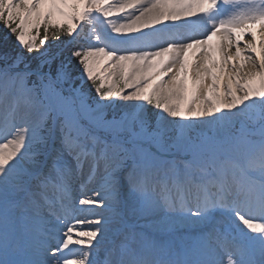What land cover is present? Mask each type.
I'll return each instance as SVG.
<instances>
[{"label": "snow or ice", "instance_id": "snow-or-ice-1", "mask_svg": "<svg viewBox=\"0 0 264 264\" xmlns=\"http://www.w3.org/2000/svg\"><path fill=\"white\" fill-rule=\"evenodd\" d=\"M0 26V264H264V0H0Z\"/></svg>", "mask_w": 264, "mask_h": 264}, {"label": "rangeland", "instance_id": "rangeland-1", "mask_svg": "<svg viewBox=\"0 0 264 264\" xmlns=\"http://www.w3.org/2000/svg\"><path fill=\"white\" fill-rule=\"evenodd\" d=\"M0 29H1V32H4L7 36H9L6 32V30L3 29L2 26H0ZM43 35V32L41 31V36ZM63 39V37H62ZM51 43V41H50ZM56 47L57 48H61L63 47L62 45H60L59 43L56 44ZM19 49L17 48L16 46V42H14V45L11 46V47H6L5 43H1L0 44V54H3V53H9V54H12V55H15L16 52H18ZM209 83H210V80H209Z\"/></svg>", "mask_w": 264, "mask_h": 264}, {"label": "trees", "instance_id": "trees-1", "mask_svg": "<svg viewBox=\"0 0 264 264\" xmlns=\"http://www.w3.org/2000/svg\"><path fill=\"white\" fill-rule=\"evenodd\" d=\"M14 37L7 36L4 32H1L0 29V44L5 43L6 47H11L14 45Z\"/></svg>", "mask_w": 264, "mask_h": 264}]
</instances>
